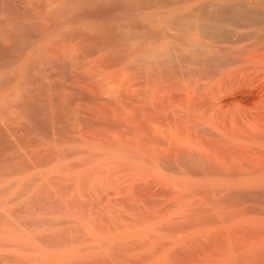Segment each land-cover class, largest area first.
<instances>
[{"label":"bare ground","instance_id":"6f19581e","mask_svg":"<svg viewBox=\"0 0 264 264\" xmlns=\"http://www.w3.org/2000/svg\"><path fill=\"white\" fill-rule=\"evenodd\" d=\"M0 264H264V0H0Z\"/></svg>","mask_w":264,"mask_h":264}]
</instances>
